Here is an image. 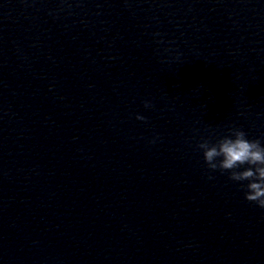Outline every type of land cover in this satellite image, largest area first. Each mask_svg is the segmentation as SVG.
Returning <instances> with one entry per match:
<instances>
[{
  "label": "clouds",
  "instance_id": "1",
  "mask_svg": "<svg viewBox=\"0 0 264 264\" xmlns=\"http://www.w3.org/2000/svg\"><path fill=\"white\" fill-rule=\"evenodd\" d=\"M144 107L150 108L153 105L150 101H145ZM136 119L146 120L139 114ZM196 147L201 150L210 172L229 173L228 178L241 183L245 189L244 199L264 209V143L261 139H249L242 128L233 125L229 128L228 135L215 143L204 139Z\"/></svg>",
  "mask_w": 264,
  "mask_h": 264
}]
</instances>
